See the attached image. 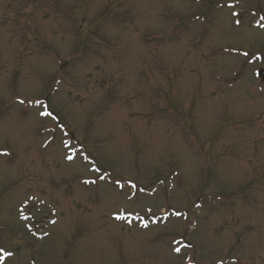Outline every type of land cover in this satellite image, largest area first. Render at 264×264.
Here are the masks:
<instances>
[{"label": "rangeland", "instance_id": "rangeland-1", "mask_svg": "<svg viewBox=\"0 0 264 264\" xmlns=\"http://www.w3.org/2000/svg\"><path fill=\"white\" fill-rule=\"evenodd\" d=\"M259 71L264 0H0V264H264Z\"/></svg>", "mask_w": 264, "mask_h": 264}, {"label": "snow or ice", "instance_id": "snow-or-ice-1", "mask_svg": "<svg viewBox=\"0 0 264 264\" xmlns=\"http://www.w3.org/2000/svg\"><path fill=\"white\" fill-rule=\"evenodd\" d=\"M233 15H236V13H233ZM42 114H43V115H47L48 113H42ZM176 251H177V252H179V251H180V249H179V248H177V249H176Z\"/></svg>", "mask_w": 264, "mask_h": 264}]
</instances>
